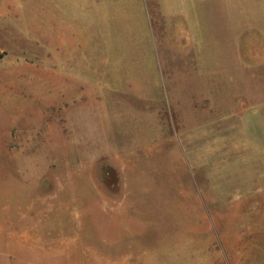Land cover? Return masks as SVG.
<instances>
[{
    "label": "rangeland",
    "instance_id": "obj_1",
    "mask_svg": "<svg viewBox=\"0 0 264 264\" xmlns=\"http://www.w3.org/2000/svg\"><path fill=\"white\" fill-rule=\"evenodd\" d=\"M143 1L100 44L0 0V264H263L264 100Z\"/></svg>",
    "mask_w": 264,
    "mask_h": 264
},
{
    "label": "crops",
    "instance_id": "obj_2",
    "mask_svg": "<svg viewBox=\"0 0 264 264\" xmlns=\"http://www.w3.org/2000/svg\"><path fill=\"white\" fill-rule=\"evenodd\" d=\"M35 12H62L63 26L83 27L88 19L98 28L96 41L112 43L110 20L118 13L137 10L143 0H29ZM150 1V0H148ZM159 19L179 20L185 29L181 43L189 38L196 60L206 75L237 77L239 91L253 90L255 98L264 100V0H154ZM60 4V5H59ZM39 7V8H38ZM128 13V12H127ZM219 13L220 16L217 15ZM222 25L223 51L220 68H214L213 49L216 25ZM82 25V26H81ZM82 29V28H81ZM79 34L80 30L78 31ZM180 36V35H179ZM206 44V50L201 44ZM246 77H253L247 80ZM243 86V87H242ZM256 99V100H257ZM255 116L263 121L264 103L256 104ZM259 109V111H257ZM264 122V121H263ZM261 153L264 161V151ZM262 171V170H261ZM264 264V262H263Z\"/></svg>",
    "mask_w": 264,
    "mask_h": 264
}]
</instances>
